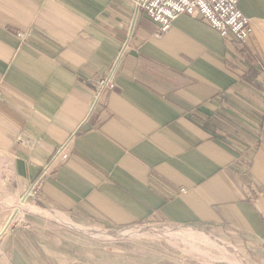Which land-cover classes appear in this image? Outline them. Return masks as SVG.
Listing matches in <instances>:
<instances>
[{
    "label": "crops",
    "instance_id": "crops-1",
    "mask_svg": "<svg viewBox=\"0 0 264 264\" xmlns=\"http://www.w3.org/2000/svg\"><path fill=\"white\" fill-rule=\"evenodd\" d=\"M238 7L243 43L200 15L160 31L134 0H0V179L8 162L19 195L69 148L0 264H190L129 247L179 242L160 230L96 233L146 225L203 228L264 264V0Z\"/></svg>",
    "mask_w": 264,
    "mask_h": 264
},
{
    "label": "rangeland",
    "instance_id": "rangeland-1",
    "mask_svg": "<svg viewBox=\"0 0 264 264\" xmlns=\"http://www.w3.org/2000/svg\"><path fill=\"white\" fill-rule=\"evenodd\" d=\"M167 30V29H166ZM94 85V84H93ZM95 86V85H94ZM114 88V86H113ZM111 88V89H113ZM111 89H108L106 91H109ZM96 90V88H95ZM104 91V92H106ZM102 92L101 94H103ZM58 147L56 148V150ZM54 151V153L56 152ZM53 153V154H54ZM67 154L69 155V148L67 147ZM68 157V156H67ZM61 162V160L59 161ZM54 161H52L51 157L49 160L44 164L42 170L38 174V176L29 184L25 189L22 190L20 188V194H12L9 193V189L14 185L13 179L11 177L10 168L8 162L4 163V172L8 176L7 178L0 179V203H2L3 206L0 205V241L3 238V236L7 235L12 230H15L16 228L26 225L25 221V213L27 210H24L25 208H28V202L30 198H34L36 196V192L38 190V187L43 179V176L47 173V169L50 165H53ZM58 163V162H57ZM36 181V184L34 182ZM12 190V189H11ZM11 194V195H8ZM11 196V197H8ZM11 199V200H10ZM24 203V206L20 209L14 208V204ZM23 212L22 218L16 219V215L21 214ZM141 228H134L132 230H124L121 232H104L99 231L96 232L100 235H126L130 234V232H135L139 230L143 231H157L155 229H150L149 226H139ZM162 227V226H159ZM178 228V227H177ZM189 229H197L203 232H206L203 228H194L189 227ZM99 229H83L85 233L97 235L95 234V231H98ZM159 232V231H157ZM208 233V232H206ZM209 234V233H208ZM132 235V234H131ZM137 237L133 236L131 237L134 240H143L142 242H132L131 244H128L129 247H132L136 250H145V252H148L151 255L159 256V249L163 252V254L166 257L171 258L172 260L180 263H190V264H238L235 261L237 260L240 262L235 256H233L231 253L228 255L224 254L225 248H219V249H211L208 245L202 244V243H190L191 238H181L175 237L179 240V242H170L166 240L165 238H160L161 240L158 244L155 241L156 234H148V233H139V234H133ZM170 235V234H169ZM211 235V234H209ZM213 236V235H211ZM215 239V236H213ZM152 240H154L152 242ZM172 240V239H171ZM221 241V240H220ZM223 241V240H222ZM159 245V246H157ZM233 247L232 245H230ZM196 248V249H195ZM198 250V251H197ZM241 252V251H240ZM244 254V253H242ZM246 256V255H245ZM244 256V257H245ZM247 257V256H246ZM249 262L252 264V260L247 257ZM247 261V260H246ZM241 263V262H240ZM249 264V263H248Z\"/></svg>",
    "mask_w": 264,
    "mask_h": 264
},
{
    "label": "built area",
    "instance_id": "built-area-1",
    "mask_svg": "<svg viewBox=\"0 0 264 264\" xmlns=\"http://www.w3.org/2000/svg\"><path fill=\"white\" fill-rule=\"evenodd\" d=\"M239 0H134L137 10L144 12L147 17L158 26V30L165 31L179 14L190 16L200 15L206 19L212 28L223 37L232 36L238 42H245L251 31L249 18L244 16L238 7ZM114 67L103 76L93 81L97 97L114 86ZM68 142L62 144L54 154L52 161L67 158ZM36 184V181L34 182Z\"/></svg>",
    "mask_w": 264,
    "mask_h": 264
},
{
    "label": "bare ground",
    "instance_id": "bare-ground-1",
    "mask_svg": "<svg viewBox=\"0 0 264 264\" xmlns=\"http://www.w3.org/2000/svg\"><path fill=\"white\" fill-rule=\"evenodd\" d=\"M14 208L20 209L24 206V203L14 204ZM60 218V217H59ZM150 229H155L157 231H163L166 234L173 235L175 237H181V238H191L190 243H204L209 246V248L213 249H219V248H225L224 254L228 255L231 253L235 258H237L240 262L237 260L235 261L238 264H248L246 261V258L244 255L237 250L234 247H231L229 243H226L224 241H220L219 239H215L213 236L209 235L206 232L197 230V229H189V228H173V227H151ZM196 249V248H195ZM198 251V250H197Z\"/></svg>",
    "mask_w": 264,
    "mask_h": 264
}]
</instances>
